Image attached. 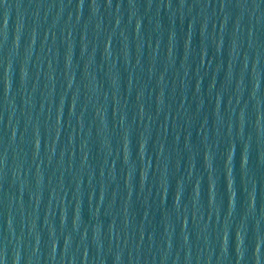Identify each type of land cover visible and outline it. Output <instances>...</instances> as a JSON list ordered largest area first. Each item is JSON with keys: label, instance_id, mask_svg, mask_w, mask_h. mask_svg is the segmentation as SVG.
<instances>
[{"label": "water", "instance_id": "obj_1", "mask_svg": "<svg viewBox=\"0 0 264 264\" xmlns=\"http://www.w3.org/2000/svg\"><path fill=\"white\" fill-rule=\"evenodd\" d=\"M0 264H264V0H0Z\"/></svg>", "mask_w": 264, "mask_h": 264}]
</instances>
